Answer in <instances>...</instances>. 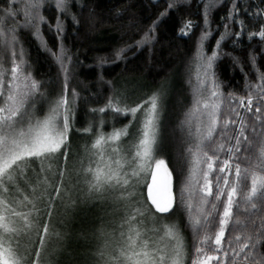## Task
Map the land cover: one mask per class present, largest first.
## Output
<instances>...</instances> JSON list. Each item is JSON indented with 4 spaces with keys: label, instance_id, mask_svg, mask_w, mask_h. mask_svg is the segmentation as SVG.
<instances>
[{
    "label": "snow or ice",
    "instance_id": "snow-or-ice-1",
    "mask_svg": "<svg viewBox=\"0 0 264 264\" xmlns=\"http://www.w3.org/2000/svg\"><path fill=\"white\" fill-rule=\"evenodd\" d=\"M13 2L5 0L0 4V264H41V250L50 223L43 219V215H51V204L42 201L43 212L34 205L28 211H18L19 207H26L31 201L27 195L20 199L16 194L21 192L20 184L29 171L30 162L61 153L68 155L69 130L75 111L67 96V61L71 60V56L67 55L63 45L65 29L60 17L71 16L74 23L78 21L71 10L73 0H55V8L59 11L56 23L50 27L55 29L56 39L60 41L58 50L52 51L43 39L41 46L59 63L65 73V84L64 92L50 99L42 91V82L33 76L18 31L21 27L31 28L32 35L40 37V25L45 20L41 8L46 0H27L22 9L14 8ZM218 3L219 0H207L204 4V25L208 30L201 32V44L211 35L209 14ZM174 7L175 4L169 0L168 9L157 16L149 32L144 34L143 41L137 44L153 39L149 33L155 32L164 23L169 9ZM21 10L24 16L22 22L16 19ZM239 12L236 0H233L227 18L235 20ZM238 23L241 28L244 27L243 20ZM191 27L192 21L185 20L179 33L187 35ZM241 35V31L234 33L237 38ZM248 35L264 40V25L258 32H249ZM224 39L225 33H221L211 55L199 48L197 50L193 98L182 122L188 127L190 142L185 152L190 160L178 196L173 190V171L164 158L154 155L159 146L161 97L154 92L147 101L130 108L120 107L119 98L115 101L110 98L104 107L92 110L104 113L105 108H110L117 114L135 115L141 105H145L139 135L131 145L134 149L131 155L119 147L122 136L127 135V125L123 129L113 128L108 133L97 128L89 150L88 166H84L82 158L81 167L75 170L80 177L76 182L79 185L76 198L73 199L70 192L65 193L73 205L81 199L103 201L111 197L125 210L119 233H113L114 241L106 239L99 246L95 264H185V242L175 222L144 227L146 217L155 219L152 208L157 213H170L174 205L185 209L188 226L196 241L191 264H225L224 257H229L228 264H264V252L260 251L264 245V216L259 217V224L255 217H246L247 224L238 216L233 220L235 209L241 203L253 211L258 208L253 201L259 200L264 205V110L261 107L264 105V73L257 70L259 83L249 85L258 90L255 95L249 91L246 98L239 97V107L249 112H252L253 101H256L252 135L249 136L245 134V122L240 120L237 123L232 118L233 113L236 117L240 115L234 93H228L231 100L225 110L221 85L214 70L222 54L221 41ZM123 51L122 48L116 52L118 59ZM237 59L233 57L234 61ZM251 59L255 64L254 55ZM7 60H10V68L5 67ZM99 63L103 65L106 60L100 58ZM76 95L73 89V96ZM245 99L247 105L244 104ZM231 126H235V131L230 135ZM83 131L91 132L92 128ZM93 160L95 166H92ZM64 173L65 169H59L60 182L47 192L48 201L54 202L61 194ZM149 173L150 182L147 179ZM145 184L146 199L142 191H137ZM33 211L37 216L31 215ZM249 226L253 231H244ZM229 228L241 230L236 232L234 239L229 236L227 247H224L222 239ZM33 233L35 240L32 239ZM22 236L27 238L25 243L33 247H24L20 251ZM37 240L38 246L35 244ZM33 251L35 257L32 256ZM237 257L242 259L237 261Z\"/></svg>",
    "mask_w": 264,
    "mask_h": 264
},
{
    "label": "trees",
    "instance_id": "trees-1",
    "mask_svg": "<svg viewBox=\"0 0 264 264\" xmlns=\"http://www.w3.org/2000/svg\"><path fill=\"white\" fill-rule=\"evenodd\" d=\"M26 2L27 0H14L12 6L22 9ZM172 2L175 7L169 9L164 23L155 32L149 33L153 39L140 44L137 42L143 41L144 34L149 32L152 22L161 12L168 9L169 0H73L74 6L71 10L76 14L78 23H74L71 16L60 17L65 29L63 45L67 49V55L71 56V60L67 61V96L74 104L75 111L69 130V151L67 156L62 153L53 156L50 170L45 174L40 172L37 160L29 163L27 183L21 182L24 193L16 194L20 199L27 195L31 201L27 205H34L41 212L44 209L42 201L51 204V215H43V219L49 220L50 223L49 233L41 250L42 264H95L99 246L106 239L114 241L113 233L120 231L125 210L114 198L103 201L81 199L73 205L65 194L70 192L72 198H76L79 187L76 182L80 177L75 170L81 167L82 158L84 166H88L89 150L97 128L108 133L113 128L121 129L130 122L127 135L121 140L123 144L138 133L130 113L117 114L110 108H105L104 113L92 111L104 107L110 98L114 101L119 98L120 107L130 108L141 101H147L154 92L161 97L159 146L154 155L164 158L173 171V190L178 196L181 181L187 176L190 160L185 152L190 142L187 136L188 127L186 125L182 129L180 124L193 98L190 84L195 83L194 61L198 48L211 55L221 33H225V39L221 41L222 54L218 57L214 70L221 85L224 108L227 109L228 101L231 100L228 93H234L240 115L236 117L233 113L232 118L236 119L237 123L243 120L246 126L245 134L252 135L256 101H253L252 112H249L246 108L239 107V97L246 98L249 91L255 95L258 90L250 88L249 85L259 83L257 70L264 73V40L258 36L250 38L248 35L249 32H258L260 26L264 25V0H236L240 12L235 20L227 18L233 0H219L209 14L211 35L202 44L199 39L201 32L208 30L204 25V4L207 0ZM3 3L5 0H0V4ZM58 11L55 8V0H46L41 8L45 20L41 22L39 38L32 35L31 28L18 29L25 58L30 63L33 76L42 82V91L46 92L50 99H55L64 92L65 73L55 57L41 46V39L46 41L52 51L58 50L60 41L56 39L55 29L50 27L56 23ZM16 19L23 21L22 10ZM185 20L192 21V27L187 30V35H182L179 28ZM240 20L244 21L243 28L238 23ZM236 31L242 32L239 38L234 36ZM122 48L124 51L118 59L116 52ZM253 55L255 64L251 59ZM233 57L238 59L234 61ZM100 58H104L106 63L101 65ZM5 67L10 68V60L5 62ZM189 74L191 77L187 79ZM73 89L77 94L75 97ZM244 104L247 105V99ZM261 107L264 110V105ZM101 121L104 123L101 124ZM85 128H92V131L85 132ZM192 131L195 132V120L192 123ZM234 131L235 126H231L229 134ZM121 142L119 147L127 151L129 143L125 147ZM127 152L130 155V150ZM92 166H95L94 160ZM61 168L65 169V178L61 182L62 192L54 202L48 201L47 192L55 183L60 182ZM137 191H142L143 198L146 199V184ZM253 202L257 203V210L253 211L248 205L241 203L235 209L236 216L233 220L238 216L247 224L246 217H255L259 224V217L264 216V205L259 200ZM31 208L26 206L24 211ZM151 212L155 214V219L146 217L147 223L144 227H159L175 222L185 242V264H191L196 241L188 226V217L183 206L174 205L170 213H157L154 208ZM31 215L37 216V213L33 211ZM240 230L226 229L222 246L227 247L229 236L234 239L236 232ZM244 231L252 232L253 229L249 226ZM20 239V251H23L24 247H33L30 243H25L26 237L22 236ZM32 239L35 240V233ZM35 244L38 246L39 241ZM260 251L264 252V245L260 247ZM228 252L231 255L230 248ZM32 256L35 257L34 251ZM224 259L225 264H228L229 257ZM241 259L242 257H237V261Z\"/></svg>",
    "mask_w": 264,
    "mask_h": 264
},
{
    "label": "rangeland",
    "instance_id": "rangeland-1",
    "mask_svg": "<svg viewBox=\"0 0 264 264\" xmlns=\"http://www.w3.org/2000/svg\"><path fill=\"white\" fill-rule=\"evenodd\" d=\"M195 63H196V60L194 61ZM195 63H194V67H195ZM194 72H195V70H194ZM194 72H193V77H194ZM190 74H191V72H190ZM188 75V78L187 79H189L190 77H191V75ZM194 83V82H193ZM193 83H191L190 85H191V90H190V92H191V96L193 97V86L195 85V83L193 84ZM161 102H162V100H161ZM132 107H134V106H132ZM145 107V105H141V108L140 109H138L137 110V113L135 114V115H133V114H131V121L133 122V124H135V126H136V130H138V133L136 134V136L135 137H137L138 135H139V130H140V120H141V117H142V113H143V108ZM123 114H125V113H123ZM127 114V113H126ZM185 120V118L183 119V120H181V124H180V126H181V128L183 129V128H185V126H186V124H182V122ZM129 127H130V122L127 124V130L129 129ZM124 127H122L121 129H123ZM125 136V135H124ZM124 136H122V138L124 137ZM134 137V136H133ZM133 137L132 138H130L128 141L129 142H124V144L121 142V144L123 145V146H125L126 144H128V150L127 151H129L130 150V155H131V152L132 151H134V149H132L131 148V145L134 143V140L133 141H131L132 139H133ZM134 137V138H135ZM122 138H121V140H122ZM131 142V143H130ZM122 146V147H123ZM127 146V145H126ZM125 146V147H126ZM158 158H160V157H158ZM52 160V157H50V158H48V159H43V160H37L38 161V164H39V170H40V172H42V174H45L48 170H50V161ZM31 163V162H30ZM27 176V175H26ZM26 176L25 177H23L22 178V181H24L25 183H27V181H26ZM148 181L150 182L151 181V174L149 173V178H148ZM20 187H21V193H24L23 192V189H22V187H23V184L21 183L20 184ZM34 188V187H33ZM146 188H147V185H146ZM31 190H33V189H31ZM28 207H33L32 205H27ZM19 208H21V210H19V209H17L18 211H24V209L26 208L24 205H22L21 207H19ZM184 258H185V256H184ZM42 264V263H41Z\"/></svg>",
    "mask_w": 264,
    "mask_h": 264
}]
</instances>
